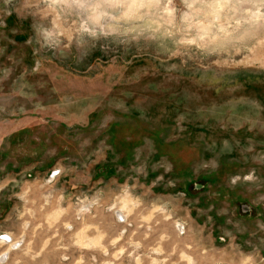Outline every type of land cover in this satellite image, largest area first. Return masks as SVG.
Returning a JSON list of instances; mask_svg holds the SVG:
<instances>
[{"label":"rangeland","instance_id":"rangeland-1","mask_svg":"<svg viewBox=\"0 0 264 264\" xmlns=\"http://www.w3.org/2000/svg\"><path fill=\"white\" fill-rule=\"evenodd\" d=\"M5 234L1 264H264V0H0Z\"/></svg>","mask_w":264,"mask_h":264},{"label":"flooded vegetation","instance_id":"flooded-vegetation-1","mask_svg":"<svg viewBox=\"0 0 264 264\" xmlns=\"http://www.w3.org/2000/svg\"><path fill=\"white\" fill-rule=\"evenodd\" d=\"M1 244L6 245L7 246L6 247L7 249L5 251H3L2 253H0V264H1V261L3 260V258H6L7 257V254H9L11 251H14V249L17 248V244H19V241H14L13 242L10 239V236L7 235V234H5L4 237L0 238V245Z\"/></svg>","mask_w":264,"mask_h":264},{"label":"bare ground","instance_id":"bare-ground-1","mask_svg":"<svg viewBox=\"0 0 264 264\" xmlns=\"http://www.w3.org/2000/svg\"><path fill=\"white\" fill-rule=\"evenodd\" d=\"M124 204H125V202H124ZM117 215H118V214H117ZM118 216H120V217H118ZM118 216H117L118 219L121 218V215H118ZM121 219H122V218H121ZM182 230H183V229H182ZM2 237H4V236H1V235H0V238H2ZM6 238H7V237H6ZM6 238H5V239H6Z\"/></svg>","mask_w":264,"mask_h":264},{"label":"built area","instance_id":"built-area-1","mask_svg":"<svg viewBox=\"0 0 264 264\" xmlns=\"http://www.w3.org/2000/svg\"><path fill=\"white\" fill-rule=\"evenodd\" d=\"M52 173L56 174V172L52 171Z\"/></svg>","mask_w":264,"mask_h":264},{"label":"water","instance_id":"water-1","mask_svg":"<svg viewBox=\"0 0 264 264\" xmlns=\"http://www.w3.org/2000/svg\"><path fill=\"white\" fill-rule=\"evenodd\" d=\"M3 236V235H2Z\"/></svg>","mask_w":264,"mask_h":264}]
</instances>
